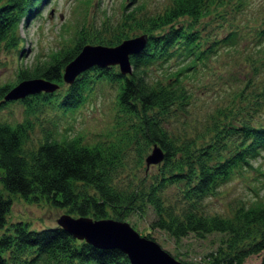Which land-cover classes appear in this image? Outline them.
Segmentation results:
<instances>
[{
    "label": "trees",
    "instance_id": "obj_1",
    "mask_svg": "<svg viewBox=\"0 0 264 264\" xmlns=\"http://www.w3.org/2000/svg\"><path fill=\"white\" fill-rule=\"evenodd\" d=\"M42 2L0 0V42L5 47L15 46L20 37L17 33L19 22L29 20ZM204 4L203 0H176L161 14L148 16L149 27L142 32L144 44L139 51L129 54L130 72L122 74L111 65H92L67 82L57 99L56 105L62 109L76 106L84 96L88 70L118 80V103L133 114L136 121L134 134L128 138L131 137L137 150L145 145L161 150V158L146 162L147 167L139 177L132 173L123 179L120 166L124 163V154L115 144H87L75 134L57 136L48 129H42L39 140L27 143L31 128L28 119L0 120V264H131L119 247L96 246L74 236L58 223L31 227L25 219L7 221L12 194L64 206L65 212L72 215L127 219L136 214L143 216L149 208L153 214L147 218L148 228L140 231L146 236L151 235V228L163 229L174 237L219 233L214 246L201 255L207 264H248L244 261L247 255L264 252V197L239 202L232 214L207 209L203 203L205 197L219 192L235 170L251 169L253 160L264 149L262 116L253 118V113L249 112L238 122L230 118L220 120L213 126L214 134L206 144L189 138L178 139L181 136L174 134L164 122L171 105L178 101L182 106L187 101L186 87L176 83V79L171 82L170 76L168 81H162L149 74L151 64H160L172 55L184 59L193 55L196 59L190 60L186 69L205 57V51L195 49L193 42L197 30L192 28V21L207 12V7L202 9ZM132 14L130 10L124 16L129 19L133 18ZM181 14L188 15L190 26L171 23ZM164 24H167L166 29L152 30ZM79 33L82 39L78 37L72 47L55 51L30 68L20 67L15 82L0 85V107L6 101L4 93L18 80L43 77L59 83L64 64L81 45L104 41L97 37V42H87L84 30ZM255 33L256 40H263L264 26ZM225 35L221 42L231 46L233 37ZM211 40L214 51L219 39ZM175 75L180 76L177 72ZM245 84L253 89L250 99L255 111L264 102V83L256 82L252 87L247 80ZM38 95L50 98L52 93L40 91L20 99L30 110V97ZM172 186H177L178 195L166 198L165 193ZM258 264H264V254Z\"/></svg>",
    "mask_w": 264,
    "mask_h": 264
},
{
    "label": "rangeland",
    "instance_id": "obj_2",
    "mask_svg": "<svg viewBox=\"0 0 264 264\" xmlns=\"http://www.w3.org/2000/svg\"><path fill=\"white\" fill-rule=\"evenodd\" d=\"M203 1L202 9L207 7V12L192 21V28L197 30L193 42L195 49L205 51V57L186 69L187 63L196 58L172 55L160 64H151L149 74L162 81H168L170 76L171 82L176 79V83L185 85L187 101L182 106L178 101L171 105L164 123L174 134L181 136L178 139L189 138L206 144L214 134L213 126L220 120L230 118L238 122L252 112L253 118L261 115L260 120L264 121V102L254 111L250 99L253 89L245 84L247 80L252 87L256 82L264 83V38L261 41L255 39V30L264 26V0ZM175 3L176 0H43L29 20L19 22L17 33L20 37L15 46L7 48L0 42V85L15 82L20 67L30 68L53 52L72 47L78 37L82 39L79 33L82 29L87 42H97V37H101L104 41L99 43L109 44L122 36H138L149 27L148 16H157ZM130 10L133 18L127 19L124 14ZM189 21L187 14H181L171 23L183 27L190 26ZM166 28L167 24H164L152 30ZM224 35L233 37L231 46L221 42ZM212 38L219 39L214 51L211 49ZM110 65L119 70L117 64ZM88 72L84 96L76 106L62 109L56 105L67 83L62 79L51 91L50 98L38 95L33 99L31 96L30 110L20 98L5 99L0 107V120L28 119L31 128L27 143L39 140L42 129H48L57 136L75 134L87 144H115L124 154V163L120 166L123 179L132 173L139 177L147 167L145 159L151 154L152 145L137 150L131 137L128 138L134 134L136 121L135 116L118 103V80L101 76L93 69ZM238 170L231 174L219 192L203 199L207 209L232 214L239 202L264 197V149L259 151L250 170ZM86 189L93 191L90 186ZM165 194L166 198L173 199L178 195L177 186L170 187ZM10 200L7 221L25 219L31 227L56 224L57 216L66 211L64 206H56L44 199L31 200L12 194ZM152 214L148 208L143 216L131 215L127 221L143 232L148 228L147 218ZM149 232L152 235L149 237L164 249L190 264H207L201 255L214 246L220 235L199 237L190 233L174 237L160 228H151ZM263 254V251L252 252L244 261L258 264Z\"/></svg>",
    "mask_w": 264,
    "mask_h": 264
},
{
    "label": "water",
    "instance_id": "obj_3",
    "mask_svg": "<svg viewBox=\"0 0 264 264\" xmlns=\"http://www.w3.org/2000/svg\"><path fill=\"white\" fill-rule=\"evenodd\" d=\"M144 34L125 37L115 44L84 43L78 52L63 66L61 74L65 82H71L77 74L92 65L117 64L122 74L131 70L129 54L139 51L144 44ZM57 82L43 77L23 78L10 86L4 99L21 98L39 91H52ZM161 150L153 146L146 162H156ZM57 223L74 236L82 237L96 246H117L123 250L131 264H190L172 255L155 239L140 234L126 219L115 217H92L62 212Z\"/></svg>",
    "mask_w": 264,
    "mask_h": 264
}]
</instances>
